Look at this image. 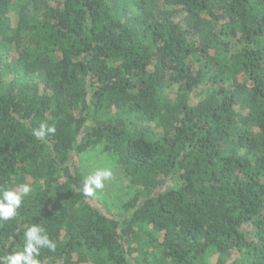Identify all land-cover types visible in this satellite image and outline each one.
<instances>
[{"label": "trees", "instance_id": "obj_1", "mask_svg": "<svg viewBox=\"0 0 264 264\" xmlns=\"http://www.w3.org/2000/svg\"><path fill=\"white\" fill-rule=\"evenodd\" d=\"M99 144L118 215L82 192ZM22 184L0 256L39 224L42 264H264V0H0V190Z\"/></svg>", "mask_w": 264, "mask_h": 264}, {"label": "clouds", "instance_id": "obj_2", "mask_svg": "<svg viewBox=\"0 0 264 264\" xmlns=\"http://www.w3.org/2000/svg\"><path fill=\"white\" fill-rule=\"evenodd\" d=\"M56 132L55 126L41 123L38 129H33V136L43 140L48 134ZM112 176V170L107 167L97 168L83 180L82 192L85 197H93L98 190L105 187V182ZM31 186L22 184L18 189L0 190V224L14 219L18 215L24 199L29 196ZM22 250L13 251L0 256V264H42L39 259L41 249L54 251L56 243L49 238L46 229L39 224H32L24 232Z\"/></svg>", "mask_w": 264, "mask_h": 264}, {"label": "rangeland", "instance_id": "obj_3", "mask_svg": "<svg viewBox=\"0 0 264 264\" xmlns=\"http://www.w3.org/2000/svg\"><path fill=\"white\" fill-rule=\"evenodd\" d=\"M78 161L86 176L101 167L112 170L111 178L105 182V187L102 190L97 191L95 200L103 209L106 208L116 215L121 214L123 204L134 194V187L115 161L112 152L106 149L103 144H99L78 157ZM212 261V259H207V264H212ZM144 262L142 260V263Z\"/></svg>", "mask_w": 264, "mask_h": 264}]
</instances>
